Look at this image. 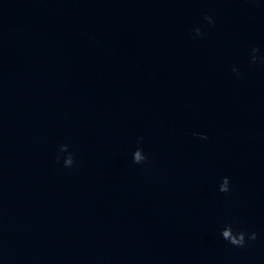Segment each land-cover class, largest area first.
<instances>
[{
	"label": "water",
	"instance_id": "1",
	"mask_svg": "<svg viewBox=\"0 0 264 264\" xmlns=\"http://www.w3.org/2000/svg\"><path fill=\"white\" fill-rule=\"evenodd\" d=\"M0 264H264V0H0Z\"/></svg>",
	"mask_w": 264,
	"mask_h": 264
},
{
	"label": "clouds",
	"instance_id": "2",
	"mask_svg": "<svg viewBox=\"0 0 264 264\" xmlns=\"http://www.w3.org/2000/svg\"><path fill=\"white\" fill-rule=\"evenodd\" d=\"M242 231L244 232V235L240 236L239 239H237L236 237H227V236L225 238L235 245L243 246L245 245L248 239H255L257 237V233L254 231L251 232L250 234L247 233L245 230Z\"/></svg>",
	"mask_w": 264,
	"mask_h": 264
}]
</instances>
